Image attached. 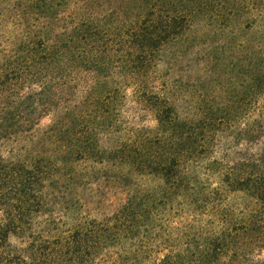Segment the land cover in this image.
Returning <instances> with one entry per match:
<instances>
[{
    "label": "trees",
    "instance_id": "1",
    "mask_svg": "<svg viewBox=\"0 0 264 264\" xmlns=\"http://www.w3.org/2000/svg\"><path fill=\"white\" fill-rule=\"evenodd\" d=\"M200 25L231 30L223 101L160 76ZM0 147V264H264V0H0Z\"/></svg>",
    "mask_w": 264,
    "mask_h": 264
},
{
    "label": "rangeland",
    "instance_id": "2",
    "mask_svg": "<svg viewBox=\"0 0 264 264\" xmlns=\"http://www.w3.org/2000/svg\"><path fill=\"white\" fill-rule=\"evenodd\" d=\"M230 32L231 30L228 29L220 35L217 32L205 30L200 25L188 32L181 46L169 44L164 48L160 76L167 79L168 83L174 87L175 90H173L176 91V97L180 101H223L230 98V90L240 87V77H234L236 70L232 67V48L227 39ZM216 85L221 86L220 92L216 91ZM122 109L131 127H154L156 124L152 113L136 102L133 97L127 99ZM49 121V116L44 117L39 126L44 127ZM0 152L5 156H15V153L8 152L5 148L0 147ZM90 187L81 192L84 200L87 197L90 198ZM95 187L96 185L93 186ZM96 200L86 204L87 211L84 207L86 214L101 218L117 205L116 201L103 204L102 198ZM100 201L102 204L98 203ZM61 208H56L54 215L57 217L62 215L68 220L78 211L62 210L60 212ZM160 256L157 255V257Z\"/></svg>",
    "mask_w": 264,
    "mask_h": 264
}]
</instances>
